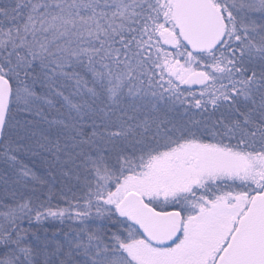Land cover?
<instances>
[{
  "label": "snow or ice",
  "instance_id": "6c2138e0",
  "mask_svg": "<svg viewBox=\"0 0 264 264\" xmlns=\"http://www.w3.org/2000/svg\"><path fill=\"white\" fill-rule=\"evenodd\" d=\"M0 264H264V0H0Z\"/></svg>",
  "mask_w": 264,
  "mask_h": 264
},
{
  "label": "trees",
  "instance_id": "16d2710c",
  "mask_svg": "<svg viewBox=\"0 0 264 264\" xmlns=\"http://www.w3.org/2000/svg\"><path fill=\"white\" fill-rule=\"evenodd\" d=\"M26 162H28L31 165V164H33L34 161L32 159H27ZM36 166H37V168H39V165L38 164ZM33 227L35 228L36 226L33 225ZM44 227L48 229L49 233H51L52 231H54V230L57 229L58 225H55V224H45Z\"/></svg>",
  "mask_w": 264,
  "mask_h": 264
}]
</instances>
